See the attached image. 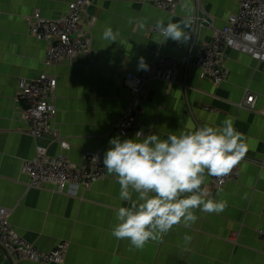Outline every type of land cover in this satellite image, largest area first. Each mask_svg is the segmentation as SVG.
<instances>
[{
	"label": "crops",
	"instance_id": "1",
	"mask_svg": "<svg viewBox=\"0 0 264 264\" xmlns=\"http://www.w3.org/2000/svg\"><path fill=\"white\" fill-rule=\"evenodd\" d=\"M75 0H0V206L11 213L14 230L38 249L51 252L67 243L65 256L56 264H264V64L250 56L227 51L228 76L216 86L200 78L198 53L213 32L195 30L190 19L196 0H181L169 13L152 0H98L89 8L84 24L91 34V51L73 63L47 67L48 44L29 31L35 12L44 18L63 16ZM241 0H202L204 11L219 28L237 13ZM91 18L96 22L88 26ZM180 23L190 36L187 42H165L158 23ZM119 32L117 42L102 39L105 28ZM193 47V48H192ZM143 58L148 65L157 58L178 63L177 81L159 77L149 80L142 95L131 92L127 75L142 76ZM41 74L57 79L53 127L70 144L67 156L81 167L87 153L104 155L117 135L120 117L138 109V125L145 134L217 126L228 117L247 138L248 152L236 180L217 189L206 176L209 198L222 199L227 207L220 214L201 213L190 227L176 225L159 242L143 249L112 236L115 212L127 202L119 199L114 175L81 188L77 196L59 193L54 186L31 188L24 162L43 145L51 156L61 151L48 139L35 140L22 119L16 96L23 83ZM152 81V82H151ZM250 91L257 96L254 111L238 104ZM134 100V102H133ZM190 125L191 129L184 127ZM131 132L122 138H134ZM192 239L186 242L184 237ZM0 264H41L21 261L0 250Z\"/></svg>",
	"mask_w": 264,
	"mask_h": 264
},
{
	"label": "built area",
	"instance_id": "2",
	"mask_svg": "<svg viewBox=\"0 0 264 264\" xmlns=\"http://www.w3.org/2000/svg\"><path fill=\"white\" fill-rule=\"evenodd\" d=\"M98 0H75L69 4L68 11L56 19L44 18L35 12L29 19V31L37 39L48 44L45 65L55 67L63 63H73L78 57L88 55L91 51V34L84 24L89 8ZM197 1V9L190 21L195 30L208 27L213 32L211 41L203 45L198 53L196 66L200 70V78L208 79L216 86L224 83L228 76L225 68L226 52L233 50L250 56L258 65L264 64V0H241L236 14L228 19L223 28H219L212 17L206 14L202 0ZM153 5L162 11L174 13L181 0H152ZM91 18L89 27L95 25ZM193 48V47H192ZM178 63L176 61L157 58L148 64L142 76L127 75L134 95H142L148 90L149 80L159 77L168 81H177ZM57 79L48 74H41L29 83H23L17 93V103L23 108L22 119L28 126L29 134L35 140L48 139L58 144L61 151L51 156L43 145L36 146V154L24 162V172L29 177V185L41 189L47 185L54 186L59 193L77 196L81 188H87L106 178L104 155L87 153L84 163L77 167L69 160L67 151L70 144L63 139L53 120L57 116L55 92ZM134 102V100H133ZM257 96L248 91L238 107L248 111L256 108ZM264 115V111L262 113ZM138 109L126 111L119 119L117 131L126 136L139 129ZM99 157L98 160L94 158ZM222 177L211 176L213 186L221 189L237 179L240 165ZM11 213L0 206V250H5L11 257L21 261H32L41 264L59 263L65 256L69 244H60L51 252H44L20 236L10 223ZM264 242V232L260 231Z\"/></svg>",
	"mask_w": 264,
	"mask_h": 264
},
{
	"label": "clouds",
	"instance_id": "3",
	"mask_svg": "<svg viewBox=\"0 0 264 264\" xmlns=\"http://www.w3.org/2000/svg\"><path fill=\"white\" fill-rule=\"evenodd\" d=\"M158 30L165 42L183 43L190 38L180 23L161 21ZM119 35L107 27L102 39L113 43ZM139 68L148 69L143 58ZM184 127L191 129L187 124ZM175 133L162 138L160 133L145 134L141 129L134 138L117 135L104 153V169L116 177L119 199L127 202L117 208L111 234L136 249L161 241L178 224L190 227L199 218L197 210L222 213L227 202L209 198L206 176L230 174L249 150L247 138L236 129L232 117L217 126ZM184 239L190 242L192 237Z\"/></svg>",
	"mask_w": 264,
	"mask_h": 264
},
{
	"label": "bare ground",
	"instance_id": "4",
	"mask_svg": "<svg viewBox=\"0 0 264 264\" xmlns=\"http://www.w3.org/2000/svg\"><path fill=\"white\" fill-rule=\"evenodd\" d=\"M151 82H152V81H151ZM129 87H130V89H131V92L133 93V91H132V88H131L130 84H129Z\"/></svg>",
	"mask_w": 264,
	"mask_h": 264
}]
</instances>
